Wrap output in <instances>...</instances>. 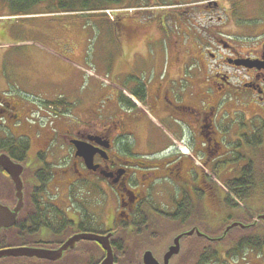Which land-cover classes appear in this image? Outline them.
<instances>
[{
	"label": "flooded vegetation",
	"instance_id": "af4514ba",
	"mask_svg": "<svg viewBox=\"0 0 264 264\" xmlns=\"http://www.w3.org/2000/svg\"><path fill=\"white\" fill-rule=\"evenodd\" d=\"M148 1L152 2L127 0L125 15L114 22L128 58L123 77L134 78L129 83L137 85L123 92L117 86L111 89L114 114L110 119L60 121L59 132L51 130L52 139L49 133L44 141L49 145L50 139L58 140L55 152L36 149L32 134L26 151L21 149L26 145L16 141L13 129L0 124L9 130L0 138V156L7 154L24 166L25 206L32 179L47 190L53 178L62 177L59 185L69 193L75 183L88 180L100 192L92 202L71 196L69 200L40 194L31 198V212L24 216L28 221L20 212L12 227L19 239L16 246L58 250L76 235H109L114 264H143L147 251L164 264L165 254L184 234L180 252L169 262L183 264L181 251L193 239L210 242L207 236L212 235L214 221L254 220L251 215L257 212L245 208L243 194L245 185L254 191L259 184L256 176L264 139L260 112L264 108V0H195L187 8L179 5L182 0H173L178 3L172 7L175 11L168 12L173 27L160 11L166 8L152 7ZM249 7L253 14L246 13ZM240 10L247 15L237 17ZM197 12L207 21L198 22L200 18L193 16ZM156 42L167 43L175 69H169V59L166 69L160 68L166 53L154 48ZM138 76L145 79L139 82ZM19 109L5 102L0 116H7L5 120L12 124L13 117L19 118ZM173 120L180 126L172 127ZM37 131L39 137L47 130ZM127 139L132 141L122 145ZM77 144L88 149L80 155ZM66 146L69 150L61 149ZM31 155L39 163L36 167ZM230 156L237 157V163L227 162ZM227 172L239 175L226 179L233 177L224 176ZM224 179L235 197L223 196L230 194L218 185ZM10 189L15 193L12 177L0 166V198L5 201L0 203L14 208L17 200L7 193ZM192 229L195 232L186 235ZM164 237L173 241L160 242ZM159 249L164 250L160 256ZM107 256L101 241L84 238L55 260L22 256L2 258L0 263L16 259L14 263L20 264H102Z\"/></svg>",
	"mask_w": 264,
	"mask_h": 264
},
{
	"label": "rangeland",
	"instance_id": "374dc122",
	"mask_svg": "<svg viewBox=\"0 0 264 264\" xmlns=\"http://www.w3.org/2000/svg\"><path fill=\"white\" fill-rule=\"evenodd\" d=\"M126 1L124 0L123 3L119 5L112 4L109 7H119V6L125 7L127 6ZM158 1H160L161 4H156L155 3L156 0H152V2L148 1L146 3L148 5H151L152 7L161 6V7L166 8L160 11L163 12L164 15L166 16V21L170 22L169 27H173L172 20L170 19V15L168 14V12L175 11L176 9L175 8L172 9V7L173 5H178V3H176L173 0H158ZM193 2H196V1L195 0H182V3L179 5H181L183 8L185 7L187 8ZM46 3H48V5H46ZM46 3H41V4H38L37 6L27 9L26 10L27 12L29 11L33 12V13H30L31 16L29 17L28 15L30 14L20 15L21 13H17L18 10L14 9L11 5H7L5 0H0V25L3 26L4 30L7 27H15L17 28V31H18L20 28L21 29L20 35L14 36V38H17V39L31 38L35 34L34 32L31 33L28 31L27 29L28 25L31 23H36L38 20H41V19H36L33 17L40 15L39 13L56 10V8L54 7V5H56L55 0H50L49 2H46ZM97 3L99 2L92 3V6L95 7ZM188 3L190 4L188 5ZM77 8L81 9L83 7L79 5L77 6ZM157 10L158 9H153L151 11H157ZM237 12H238V15L236 14L237 17H241L245 15L246 13L253 14V10L251 9V7H249L246 13H243L242 10L237 11ZM15 13L19 16H11V14L14 15ZM4 15H10V16L6 17ZM121 15L123 16L125 15V13ZM193 16H195L197 19L200 18L198 22L207 21L206 18L203 19L204 15L202 13L199 14V12H197L196 14L194 13ZM193 16L190 15V17H193ZM99 23L102 24V28H105V27L107 28L106 33L105 34L102 33V35L99 38H98L99 35L96 34L93 37L92 41H88L85 43L81 41L79 42L72 41V44L69 43V45H62L59 41H35L37 42L36 43L37 46L41 48L42 52L39 50H37L36 52L35 47H32V46L23 47V49H29L28 51L29 54H32V55L34 54L35 57H42L44 55L46 59H49V61H53L54 65L61 67L62 69H65V71L63 73L53 74L49 77H45V76L24 77L20 84L12 82L10 84V87L7 89L8 92H4V94L8 97L9 96L15 97V98L19 97L20 99L24 100L25 102H28L31 105L36 104L37 109H35V111H40V115L43 117L48 115V108H47L46 103L48 104V106L49 104H53L54 108L60 107V109H57V110L55 109L54 111H52L54 118L57 117V114L62 113L61 110H66L65 107H68L67 108L68 113H66L68 114V118L72 122H75V123L78 122V116L77 114H75L76 110L72 109L73 107L72 100L75 98L77 102L78 94H84L88 91H91V83L93 82H96V86L100 89H102L103 86H107V84L104 81V78L112 80L110 76L111 74L110 71H112L111 70L112 67L118 63L117 61H120V59L122 58V49H121L122 41L115 40L113 36L112 25L108 24L106 21H103V20L100 21ZM40 36L41 35H38V37ZM38 43H40L41 45H39ZM155 45L156 46H154V48H157L160 51H165L166 53L167 50L166 48L164 49V44L162 42H159V43L156 42ZM15 49L16 48L14 46L11 48H8V51L10 50L11 51L7 53L6 55H9L11 57L13 53H17V51H20V50H15ZM67 59H69L68 67L65 65ZM81 59L85 60L83 65L78 66L83 71V73L80 74L81 80L76 78V72L73 70V77L70 78L69 81L66 83L64 80V75L66 74L65 73L66 70H68L69 72L72 71V65H74V62L80 61ZM169 60H170L169 69L171 70L175 69L176 62L173 61L171 57ZM94 71H96L100 77L95 75ZM95 77L97 78L95 79ZM138 77L140 78L139 82L145 79L144 76H138ZM12 79L17 80V78H12ZM133 79L134 78H129V77L126 78V80L124 79V84H127L130 81H133ZM109 90L111 91V89H107V91ZM121 90L122 92L124 91L123 89ZM0 103L2 105L4 104V102H2L1 100H0ZM73 104L76 107V103L74 102V100H73ZM104 106H107V105L104 104ZM50 110L52 109L50 108ZM260 112H261V116L264 117V108H261ZM25 116H26L25 111H21L18 114V117L20 119L18 120V124L16 127L17 134H26V132L23 129L24 125L26 124V122L24 121ZM33 116H36V114H34ZM62 116H66V115H63V114L60 115V117ZM36 119L38 120L40 118L37 116ZM36 119L35 120L31 119L30 122L31 123L37 122V124L35 125H39L38 124L39 122L36 121ZM42 120L43 122L50 121L52 120V118L50 119L44 118ZM55 123L56 121L54 122V126H53V124L50 125L48 122L47 123L44 122L43 124H47L46 126H40V127L35 126L34 127L35 131H37L40 128L43 131L47 130L46 135H45V132H42L39 137H37L35 134L33 135L34 147L36 149L47 148V149H50V151H53V152L56 151L55 145L58 144L59 142L58 140L51 142V139L53 136V132L54 131H55L54 133L59 132V128L61 129V126L58 124V122L56 123L57 125ZM2 124L4 125V123ZM171 125L172 127H179L180 123L178 121L175 122L173 120ZM3 131L4 130L0 128V138L4 137ZM12 133H15L14 130ZM49 133L50 135L51 134L52 135L49 141V145H46L44 141L47 140L46 136ZM27 135L28 136H24V138H28L30 134L27 133ZM16 137L19 140L23 138V136H20V135H16ZM131 141L127 139L126 141L122 143V145L130 143ZM21 142H28V140L20 141L19 143ZM260 145H261V150H260L261 154L259 158L260 169H259V174L256 176V180L259 181V184L255 187L256 190L251 191L250 199H246L244 201V205L246 209L254 208L256 209L254 210V212L264 214V139L263 138L261 139ZM180 146L183 148L182 144H180ZM61 149L69 150V147L68 146L62 147ZM64 155H66L65 152H64ZM34 157L35 156L31 155V158H33L34 160V162H32L33 167H36L37 165H39V163L37 162V160L35 161ZM230 157L231 158L227 162L231 164L237 163V160H238L237 157L235 156L234 157L230 156ZM197 162L198 163L202 162L200 157H197ZM57 164L58 163L53 164L52 167L54 168L55 165ZM231 174L233 175V177H229L226 179H233L239 175V173H236V172H232ZM231 174L227 172L224 174V176H230ZM218 181L222 183V185L221 184H218V185H220L222 189L224 188V191H226V193L228 194L230 193L229 195H223L224 197H231V196L235 197L234 196L235 194L232 192V189H230L229 186L226 185L225 179L218 180ZM232 181L235 182V180H232ZM60 182H63L62 177L56 176L55 178H53L47 187L48 197H46L47 190L41 194V197L42 198L58 197L60 199L69 200V197L71 196L73 199L78 198L83 201L88 200L89 202H92L93 200H96L97 198L100 197V192L97 190L96 186L94 185L92 181L87 180L84 183H78V182L75 183L77 187H75V189L72 190L70 193L65 187H61L59 185ZM30 183L31 185H37V183L33 179L30 180ZM29 185L30 184H28L27 186L28 188L27 192H29ZM225 189H228V190H225ZM0 201L5 202L4 199L2 198H0ZM246 209H245L246 211L245 217L248 218L249 217L247 214L248 210ZM256 214L251 215V216L255 217ZM257 219L258 218H256V220ZM238 222L243 223V224L246 223L245 220H241ZM227 223L228 222L225 221V219L216 220L213 222L214 224L213 231H209V232H212V235H211L212 238L225 237L224 239L217 241L218 244H215V242L212 243L209 241H205L203 239H198V238L193 239V241H191L190 244L187 247H185L183 251H181L179 262L185 263V264H196V263H192V261H194L195 259L197 261L201 255H205L204 257L208 259V262H209L207 264H264V247L263 248H259V247L252 248L246 245L242 249V251H240L239 253H232L233 251L231 250L235 248L237 245H239L238 240H239V237L241 236L240 232L243 231L242 230L243 228L234 227L225 236H224V232L218 235V232ZM243 233H245V237H247L249 235H252L251 233L253 232H250L249 230H247V232H242V234ZM255 233L259 235H264V220L261 221L260 226L255 230ZM169 239H171L170 240L171 242L173 241V238L171 237H164V238H161L160 242L161 241L169 242ZM213 249L218 250L219 259L212 257L211 253ZM163 251L159 249L157 255L160 256L161 252ZM205 251H207V253ZM4 264H20V263L18 262L14 263L13 260H8V262L5 261ZM21 264H30V263H21Z\"/></svg>",
	"mask_w": 264,
	"mask_h": 264
},
{
	"label": "crops",
	"instance_id": "0c3cea01",
	"mask_svg": "<svg viewBox=\"0 0 264 264\" xmlns=\"http://www.w3.org/2000/svg\"><path fill=\"white\" fill-rule=\"evenodd\" d=\"M90 9V8H87ZM33 12H29L26 14H30ZM13 14V13H12ZM11 16H19L16 13ZM40 15L35 16L33 18L41 19L38 20L36 23H31L28 25L27 29L29 32H34V36L31 38H23V39H17L14 38V36H19L21 29L19 28V32L17 31V28L15 27H7L5 30L3 29V26L0 25V100L2 102H9L13 103V105L20 106L18 113L21 111L26 112V116L24 118V121L26 124L24 125V131L26 134H17L16 127L18 124V120L20 118L13 117L12 124H10L7 120V116H0V124L4 123V125H8L11 127L15 133L14 135H20V136H27L28 134H32V136L39 133L38 131L34 130V127H40L39 125H33L29 121V117L31 116L32 112L37 109L36 104H29L28 102H25L24 100L20 99L19 97H11L6 96L4 92H8L7 89L10 87V84L12 82L20 84L22 82V79L24 77H39V76H45L49 77L53 74H59L63 73L65 69H62L61 67H58L54 65L53 61H49V59H46L43 55L42 57H35L34 54H29V49H23L25 46H32L35 47V50L41 51V48L37 46V42L35 41H59L62 45H69V43L72 44L73 42H88L92 41L93 37L97 34L99 35L98 38L103 34L106 33L107 28H102V24H100V21H106L108 24L112 25L113 30V36L116 41H124V39H120L121 37L118 36V32L116 30L114 20L105 12L101 11V9H90V10H81L80 8H76L74 11H59V10H52L49 12H43L39 13ZM34 15V14H32ZM4 16H10V15H4ZM29 17L31 16L28 15ZM38 35H41L38 37ZM154 35L156 38L159 37L160 31L158 28L154 30ZM41 45L40 43H38ZM164 44V49L167 50V43ZM166 45V46H165ZM15 47V50L17 53H13L11 57L9 55H6L10 51H8V48ZM7 51V52H6ZM168 50L166 51L165 55V61L164 65L162 64L160 68L163 70L166 69L168 64ZM127 54L125 50L122 51V58L120 61H117L118 63L112 67V71H110V76L112 80L104 78L105 83L107 86H103L102 89L98 88L96 86V82L91 83V91H88L84 94H78L77 102L74 98V102L76 103V107L73 104L72 100V109L76 110L77 116H78V122L79 120H90L92 122H102L103 119H110L112 115L114 114L112 112L113 107H111V104L109 103V97H110V90L107 91V89H112L114 87L122 88L125 91H128V87L131 86L134 87L137 84L135 82H131L130 84H124V74L125 70L127 69ZM84 59H81L80 61L74 62V65H72V71L66 70V74L64 75V80L67 83L70 78L73 77V70L76 72V78L81 80L80 74L83 73V71L78 67L84 64ZM170 61V60H169ZM65 63V62H64ZM69 59L66 60L65 65L68 67ZM97 67V66H96ZM97 69V68H96ZM95 75L99 76L96 71H94ZM100 77V76H99ZM12 78H17V80H14ZM97 77H95L96 79ZM128 93V92H127ZM107 95L108 99L104 96ZM106 104L107 106H104ZM102 106V110H99V107ZM25 108H23V107ZM65 107V106H64ZM68 107H65L66 112ZM118 108H121L120 106ZM105 112L104 115H102V112ZM66 116H62L60 119H58V123L60 121L67 122V123H75L70 121L68 118V114H63ZM104 116V118H103ZM23 117V116H22ZM57 125V124H56ZM3 136H7V131H3ZM31 136V135H30ZM27 139V138H25Z\"/></svg>",
	"mask_w": 264,
	"mask_h": 264
},
{
	"label": "water",
	"instance_id": "95a60500",
	"mask_svg": "<svg viewBox=\"0 0 264 264\" xmlns=\"http://www.w3.org/2000/svg\"><path fill=\"white\" fill-rule=\"evenodd\" d=\"M77 149H78V154L82 155L84 153L83 152L84 150L82 149H88V148L80 144L79 145L77 144ZM0 166H2L12 177L14 185H15L16 197H17V204L14 208H11L5 204L0 203V231H1L2 229L12 227L16 223L17 217L25 205V200H24V183L22 180V173L24 171V166L12 160L10 156H8L7 154L0 156ZM257 218L258 219L252 224L253 226L256 225L258 222L264 220V214H259ZM237 225H241L242 227L252 226V225L247 226L243 223L234 222L226 227L224 231V236ZM194 232H195V229H192L191 231L187 232L186 235H191ZM197 232L198 234H202L199 229H197ZM183 235L184 234H181L175 239L174 244L170 247L169 251L165 254L164 264H169L170 259L174 255H177L180 252L181 250L180 239ZM84 238L97 239L98 241H101V243L108 250V256L103 261L102 264H114V254L112 251V247L109 244V235L108 236H97V235H86V234L76 235L74 238L70 239L64 246H62L58 250L35 249L32 247H28V246L4 248V249H0V258L8 257V256H14V257L39 256L42 258L55 260L61 257L65 250H67L70 247H73L75 244V241L79 239H84ZM207 238L215 242V241H220L224 239L225 237L212 238L210 236H207ZM143 264H161V263L157 260V258L154 256V254L151 251H147L144 254Z\"/></svg>",
	"mask_w": 264,
	"mask_h": 264
},
{
	"label": "trees",
	"instance_id": "16d2710c",
	"mask_svg": "<svg viewBox=\"0 0 264 264\" xmlns=\"http://www.w3.org/2000/svg\"><path fill=\"white\" fill-rule=\"evenodd\" d=\"M44 1H50V0H5L6 4L11 5L14 9L18 10L17 13H29L26 10L37 6L38 4L44 3ZM56 1V5H54V7L57 10H67V11H74L76 10L77 6L81 5V9H87V8H107L112 4L115 5H119L121 3H123L124 0H55ZM94 2H99L97 3V5H95V7L92 6V3ZM21 142V146L23 145ZM24 145H26V147H21V149L25 150L27 149V144L24 143ZM237 180H235L236 182ZM245 185V182H243ZM251 185V184H250ZM257 186V184L255 185ZM253 185V187H255ZM252 187V186H251ZM28 189V188H27ZM256 189V188H255ZM27 191V190H26ZM251 188L248 186H244V196H243V200L245 201L246 199H250L249 195L251 193ZM45 192V186H40V185H34V186H29V192H27V203L26 206L23 208L22 212H21V216H27L30 214L31 212V208H32V203H31V198H35V197H39L41 195V193ZM235 192V191H234ZM7 193L13 194V189H10ZM40 194V195H39ZM237 193H235L236 195ZM30 199V200H29ZM253 210H256L253 208ZM24 220L27 222L28 218H24ZM246 223L247 220H245ZM231 222H229L228 224H230ZM249 223L252 222L250 221ZM254 223V222H253ZM260 226V223L256 224V225H252L249 227V229H242V232H247V230H249L252 235H249L247 237H245V233L242 234L239 237V245H237L235 248H233L231 251H233L232 253H239L240 251H242V249L247 245L250 246L252 248L254 247H259V248H263L264 247V235H259L255 233V230ZM225 229V226L218 232V235L222 234L223 231ZM253 231H252V230ZM229 237V235H228ZM23 239H25L26 241L28 240L27 236L23 235ZM214 243V242H212ZM17 244H19V239L17 237L15 228L11 229V230H7L4 231L2 234H0V248H4V247H8V246H16ZM215 244H218V242H215ZM240 246V247H239ZM207 253V251H205ZM229 253V252H227ZM213 258H217L219 259V253L217 249H213L212 253H211ZM205 255H201L199 257V259L196 261V259L194 261H192V263H196V264H207L208 259H206L204 257ZM12 260H16V259H12ZM185 264V263H183Z\"/></svg>",
	"mask_w": 264,
	"mask_h": 264
}]
</instances>
